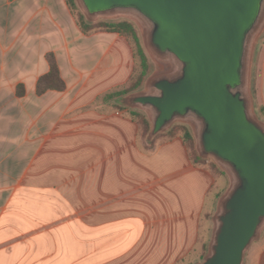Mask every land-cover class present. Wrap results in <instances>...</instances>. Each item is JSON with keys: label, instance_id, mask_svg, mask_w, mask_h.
I'll return each instance as SVG.
<instances>
[{"label": "crops", "instance_id": "obj_1", "mask_svg": "<svg viewBox=\"0 0 264 264\" xmlns=\"http://www.w3.org/2000/svg\"><path fill=\"white\" fill-rule=\"evenodd\" d=\"M256 52L264 114V44ZM51 57L65 88L39 94ZM134 67L130 43L84 32L67 0H0V225L27 192L56 193L86 224V242L74 247L43 230L56 257L44 264H199L210 252L212 172L180 136L152 143L126 110L94 106ZM245 264H264V246Z\"/></svg>", "mask_w": 264, "mask_h": 264}, {"label": "water", "instance_id": "obj_2", "mask_svg": "<svg viewBox=\"0 0 264 264\" xmlns=\"http://www.w3.org/2000/svg\"><path fill=\"white\" fill-rule=\"evenodd\" d=\"M88 19L126 16L148 28L162 69L128 98L148 114L150 137L192 123L202 158L232 179L220 201L210 252L199 264H245L264 230V123L250 85L264 34V0H78ZM171 73H167L169 69Z\"/></svg>", "mask_w": 264, "mask_h": 264}, {"label": "rangeland", "instance_id": "obj_3", "mask_svg": "<svg viewBox=\"0 0 264 264\" xmlns=\"http://www.w3.org/2000/svg\"><path fill=\"white\" fill-rule=\"evenodd\" d=\"M75 3L77 5L76 14L83 13L88 21V17L80 7L78 0H75ZM122 20L130 21L135 25L141 39V43L150 62L149 73L145 78L143 86L139 91L132 94L137 95L146 92L151 78L162 74V69L149 54L147 47L148 28L143 22L139 23L135 19L133 20L132 18L121 16L113 18H100L95 20L94 23L118 22ZM263 39L264 35H262L258 42L256 49L258 54L260 53L262 45L264 44ZM256 63L257 60H255V67L252 70L253 72L250 85V94L251 98L253 99L254 114L258 120L264 122L261 99L256 87V70H258ZM172 71L173 69L171 68L167 71V73H171ZM129 97L130 95L118 100V104L125 107L126 116L130 115V111H140L148 117V114L145 111L137 107V110H129L131 109L128 103ZM180 126L188 127L191 130V133L193 134L196 141L195 151L200 155L197 145V130L192 123L176 122L165 132L170 131L173 127L177 128ZM205 160V164H202L201 166L210 170L216 179V183L210 192L208 199L209 204L207 206V213H209L207 229H210L209 235H212L213 226L215 225L216 228L215 217L219 212L220 201L231 188L232 179L229 173L219 164H217L214 159L207 158ZM212 165H215L217 169H214ZM22 198L24 201H20L22 203H19L17 206H15L13 212L9 214V216H5L0 225V239L6 236L11 237L9 239L10 244L7 246L8 248L0 250V264H44V262L50 259V256L54 258V239L51 237H45L42 234L43 230L60 231L61 234L65 235L63 238H61L62 244H66L67 246L71 245L74 247L78 243L80 244L86 242V224L84 222L72 220L71 206L62 198H60L59 195L54 192H50L45 195L42 193L27 192L23 193ZM263 246L264 230L260 238L254 242L247 251L246 256H250L251 259L258 256L260 249ZM55 258L53 259L54 261H56Z\"/></svg>", "mask_w": 264, "mask_h": 264}, {"label": "trees", "instance_id": "obj_4", "mask_svg": "<svg viewBox=\"0 0 264 264\" xmlns=\"http://www.w3.org/2000/svg\"><path fill=\"white\" fill-rule=\"evenodd\" d=\"M68 6L70 7L73 15L76 17L77 22L81 29L88 33L94 30L106 31V32H113L122 35L131 45L134 58H135V67L134 72L127 82V84L115 91L107 93L100 97L96 103H94L95 107H99L100 105L105 104H112L115 110H125L123 105L118 103H113L115 100H120L123 97L131 96L132 94L136 93L141 89L145 78L148 76L149 69H150V62L147 56V53L141 43V39L137 32L135 25L127 20H122L118 22H103V23H94V21L86 19L83 13H77V5L75 0H67ZM65 88V83L63 82L60 71L58 66L53 57L50 58V71L45 76L41 77L38 82V93L43 94L48 90H58L62 91ZM22 93H20L21 95ZM130 108H136L131 107ZM130 117L134 122L138 124L140 130V137H148L149 141L155 143L160 139L171 140L177 136H180L186 145L190 156L192 158L193 163L196 166L205 164L206 160L203 159L200 155L197 154L195 151L196 149V141L191 133V130L188 127L180 126V127H173L170 131L161 133L155 138L150 137L151 132V122L148 117L140 112V111H130ZM214 169H217L215 165H212Z\"/></svg>", "mask_w": 264, "mask_h": 264}]
</instances>
